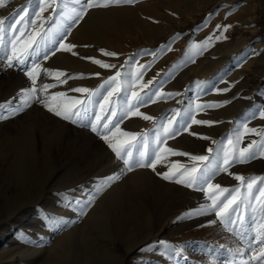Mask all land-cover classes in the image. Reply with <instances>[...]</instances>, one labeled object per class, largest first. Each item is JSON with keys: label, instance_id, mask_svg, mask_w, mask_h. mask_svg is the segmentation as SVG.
<instances>
[{"label": "rangeland", "instance_id": "374dc122", "mask_svg": "<svg viewBox=\"0 0 264 264\" xmlns=\"http://www.w3.org/2000/svg\"><path fill=\"white\" fill-rule=\"evenodd\" d=\"M28 5L29 0H10L5 7L0 8V18L8 17ZM73 6L68 0V7ZM34 7V4L31 5L29 10ZM117 13L128 20L124 19L125 22L116 27L113 33H107V27ZM43 15L47 17L53 14L49 9ZM247 17H250L248 21L245 20ZM62 20L63 16L57 12L52 20L44 24V29L55 28ZM96 23L101 25L97 27ZM216 25H232L223 32L227 39H213L203 54L195 55V45L205 41L216 29ZM81 30L93 37L90 43H78L73 49L78 50V53L82 51L84 56L77 60L75 66L66 65L65 56L71 52L63 50L47 60L41 59V75L37 77L35 86L39 89L43 84H57L54 76L43 74L44 69L64 72L66 76L62 79L67 76L78 77L80 74H83V78L68 79L66 83L57 84L45 93L38 91L37 95L41 99L56 92H64L66 97H57L55 103H70L72 98L88 103L87 94L71 89H96L118 69L125 73L135 71L138 67L136 64L120 69L125 60L135 54L134 60L138 64H149V67L144 71L142 80L135 81L134 87L126 91L124 96L130 97L131 91H141L140 85L153 78L157 80L153 90L180 93L179 96L158 99L155 103L141 106L140 112L160 118L169 115L170 109L183 108L188 104H192L194 109L196 103L231 102L222 107L194 111L196 119L217 123L211 126L191 125L187 132L169 139L163 145L188 153V156L161 153L166 159L156 165L155 171L145 167L124 172L120 179L103 188L83 214L76 202L88 201L105 178L121 172L124 167L122 162L116 159L107 143L92 132L90 127H82L57 117L39 103H33L16 115H9L5 110L3 114L8 118L0 119V239L6 237L0 243V264L23 262L22 256L15 253L17 243L14 242L21 229L17 220L23 212L29 214L35 211L33 214L39 215L46 210L50 216L52 207L61 206L69 207L77 214L75 219L70 218L56 232L54 241L69 233L65 246L56 251L46 250L33 264H232L233 260L239 264L242 258L235 250L244 248L245 244L220 223H211L218 219L214 213L178 219L203 204H210L211 200L207 197L213 193L206 188L201 192L177 184L174 180H165L156 173L168 171L174 163L191 168L213 162L217 152L209 154L207 149L226 147L224 138L234 135L233 130L239 126L234 122L243 121L246 113L264 105V0H136L133 4L93 8L71 29L64 42L74 41L76 31ZM38 31V28L33 29L31 25L25 29L26 34L31 32L35 35ZM168 45L170 51L167 50ZM53 46L58 47L49 44V47ZM92 48L96 53L88 54ZM101 49L119 55L108 57L103 55ZM148 53H155V59ZM189 55L193 56L194 63L185 62L189 60ZM87 58L101 59L117 65V68L103 69ZM95 73L100 75H93ZM123 79L127 82L126 77ZM196 81H206V88L200 91ZM31 86V81L19 68L0 69V104L12 101L15 106L19 103L14 99L17 93ZM223 88L230 90L217 91ZM109 101L118 110L121 106L126 107L124 97L118 99L115 93L109 97ZM108 107L109 104H105V108ZM89 108L90 111L104 114L99 105L89 103ZM158 122L130 116L120 123L119 131L114 136L107 131L102 134L108 135L113 143L128 140L130 144L122 147H128L136 154L137 149H151L154 132L150 130ZM248 127L264 129V118L249 120ZM120 132L141 133V137L133 140L120 135ZM145 132L148 133L146 146L142 142ZM203 136L210 139H202ZM260 139L255 134H247L236 147L239 149L247 146L251 140H257L256 147L259 148ZM212 141L224 143L213 145ZM192 155H209L210 160L193 161L190 158ZM229 172L232 175L222 172L215 176L212 183L223 188L240 187L241 191L234 195L243 196L246 187L234 176L264 177V157L258 156L250 162L237 163ZM80 186H83V199L69 198L71 189ZM62 194L67 195V199L72 202L71 206H66ZM254 203L259 204L255 200ZM239 212L246 214L243 204ZM257 219L260 222L259 217ZM41 221L52 227L49 221ZM107 234L114 235L116 252L108 244ZM23 241L21 238L20 242ZM161 241L177 250L182 249V255L170 257V250L166 251L159 243ZM24 244L28 248H37L34 241H24ZM221 245L223 249L219 247ZM210 249H215V255L231 259L215 260L209 254ZM11 255L15 257L11 258Z\"/></svg>", "mask_w": 264, "mask_h": 264}, {"label": "snow or ice", "instance_id": "6c2138e0", "mask_svg": "<svg viewBox=\"0 0 264 264\" xmlns=\"http://www.w3.org/2000/svg\"><path fill=\"white\" fill-rule=\"evenodd\" d=\"M10 0H0V8L6 6V3ZM74 5L68 7V0L61 2V0H29V5L19 9L18 12L12 15L0 18V69L6 68H19L23 74L31 81V87L21 89L15 100L16 103L13 106V102L9 101L5 104H0V119L8 118L3 113L8 111L9 115H16L24 111L26 108L32 106L33 103H39L45 107L49 112H52L57 117H61L66 121H70L73 124H78L82 127H90L91 131L107 143L108 147L115 153V157L118 161L122 162L123 168L120 173H116L111 177L105 178L104 182L99 185L96 191L92 194L86 202L77 201L80 213L83 214L87 207H90L95 201V197L103 190L105 186H108L111 182L120 179V176L124 172H130L134 168H151L156 170V165L163 163L166 157H162L161 153H168L172 155L188 156V153L178 152L171 147H164L169 139L180 135L182 132H187L191 125H209L211 126L213 121L196 119L194 111H203L206 108L222 107L223 104L230 103L231 101H224L222 103H196L193 109L192 104H188L183 108H175L169 110V115L155 118L146 115L139 111V107L148 103H155L156 100H166L174 96H179L180 93H162L159 90H153L157 83L156 78L147 81L140 85L141 91H131L130 97L124 96V93L134 87L135 81L142 80L144 71L149 67V64H138V61L134 60L135 54L128 57L125 60L124 65L120 66V69L125 68L133 64L138 65L135 71L122 72L117 70L113 76H109L103 81L101 85L96 89H89L86 87H77L71 89V91L77 93L87 94L86 100L88 103L79 99L72 98L70 103L59 104L55 103L57 97H66L64 92H56L45 99H41L37 92L45 93L47 89L54 88L57 84H64L68 79L83 78V74L77 76H67L66 79H62L66 74L62 71H53L50 69H44L43 74L46 76H54L57 84H43L39 89L36 88V79L41 75L40 61L49 59L50 56H54L58 51L73 52L76 45L65 43L67 35L70 34L71 29L80 23L87 15L88 11L93 8H106L110 5L119 4H133L136 0H70ZM35 5L30 11L31 5ZM51 9L52 14L63 16V20L58 23L55 28L44 29V24L47 21L53 19V15L45 17L43 14ZM19 16V19L16 17ZM15 21V22H13ZM40 22L39 24L37 22ZM20 25V27H18ZM31 25L33 29L38 28L40 31L33 35L31 32L25 33L26 27ZM232 25H216V29L205 41L195 45V55L203 54V51L207 50L211 46L213 39L220 41L227 39L223 35V32L231 28ZM217 32H220L217 35ZM42 33V34H41ZM180 34L178 33L177 36ZM24 37V39H21ZM37 37H39L37 39ZM59 37V39H56ZM49 44L58 45V47H49ZM167 50H171L170 45L166 46ZM103 55L108 57H117L119 54L116 52L107 51L105 49L100 50ZM143 51V50H142ZM153 55L155 59V53H148ZM91 59L92 62L103 69L117 68L115 64H109L101 59ZM194 63L195 60L192 55H189V60L185 61ZM175 67V66H174ZM93 75L99 76L100 73ZM160 74L158 73V76ZM127 78V82L123 79ZM126 83V86H125ZM200 91H203L206 86V81H196ZM147 91H143V90ZM230 88L218 89L217 91L228 92ZM107 93V94H105ZM117 94V98L124 97L126 107L121 106L118 110L117 107L110 105L109 97ZM264 94V93H262ZM94 97H100V100H95ZM154 97L156 99H154ZM102 101V102H101ZM134 101V103H133ZM89 103L99 105V108L104 111L101 115L95 110L89 108ZM178 103H183L178 101ZM105 104H109L108 108H105ZM79 106V107H77ZM136 110L133 111L132 109ZM130 116H139L144 120L160 121L156 124L153 131V146L149 150L147 147L144 149H137V153L134 154L128 147H122V145H129L128 140L113 143L108 135H103L104 131L111 132L114 136L116 131H119L120 123L128 119ZM257 117L264 118V105L254 110H250L245 114L244 120L238 123V127L233 130L234 135L230 134L224 139L227 142V146L222 149L209 147L207 152L209 154L214 151L217 152V158L211 163H204L199 167L185 168L178 164H172L168 171L159 173L157 175L162 176L165 180H174L177 184H183L188 188L213 193L208 196L207 199L211 200L210 204H203L199 208L183 214L178 219H184L191 216L205 215L208 213H214L218 218L211 223H220L228 232L233 233L244 242L245 247L236 249V253L242 258L239 264H264V177H244L236 174L234 178L241 182L242 186L246 187V194L243 196H236L234 193L240 192L241 188L235 189L223 188L219 184L212 183L215 176L220 173H228L229 169L237 163H247L259 157H264V129L249 128L248 121ZM163 121H166L164 123ZM115 130V131H114ZM196 136L197 133H191ZM247 134H255L261 137L259 141V148H257L258 141L251 140L245 147L237 149L236 145L242 142V138ZM120 135L124 137H130L135 140L137 137H141V133L133 132H120ZM202 139H210L207 136L201 137ZM142 142L146 146L148 143V133L145 132L142 136ZM140 143V141H138ZM224 141H212L213 145L223 144ZM222 152V155H221ZM191 160L206 162L210 160L209 155H192ZM179 177V178H177ZM218 193V194H217ZM65 197L66 206H71V201L67 199L66 194H62ZM258 201L257 205L254 203ZM243 204L246 208V214L239 212L240 206ZM42 219L49 220V217L45 213H41ZM259 221L258 222V218ZM55 220V226L60 227L63 225V221L52 218ZM164 246L166 251L170 250V257L181 256L182 249L177 250L174 246L166 244V242H159ZM221 249L224 246H219ZM257 248L259 252L257 253ZM231 252L232 250L228 249ZM210 255L215 260L227 261L231 257H220L215 255V249H210ZM246 257V258H245ZM232 264H237L233 260Z\"/></svg>", "mask_w": 264, "mask_h": 264}, {"label": "bare ground", "instance_id": "6f19581e", "mask_svg": "<svg viewBox=\"0 0 264 264\" xmlns=\"http://www.w3.org/2000/svg\"><path fill=\"white\" fill-rule=\"evenodd\" d=\"M246 1H248V0H246ZM249 1L252 2L253 0H249ZM249 7L251 8L252 4L249 5ZM134 17H131V18H134ZM249 18L250 17H247L245 20L248 21ZM124 19H125L124 16L122 17L120 15V13L119 14L117 13V15H115V18H113L112 23H110L109 26L107 27V31H108L107 33H113V30H115L116 27H119L122 22H125ZM125 20H128V18H126ZM100 25L101 24L96 23L97 27ZM76 34H75L76 37L74 36V41H71V42L69 41L73 45L78 46V43L79 44L80 43L81 44L82 43L87 44V43H90L89 41L93 40V37H91L92 34H87L84 30L76 31ZM73 52H75L76 55H73L72 53H68L65 56V61H66L65 63L68 66H75L77 60H80L84 56L82 51H81V53H78V50H74ZM93 53H96L94 48L88 50V54L93 55ZM83 186H80L77 188H75V187L72 188L71 189L72 193H69V198L75 197V198L83 199V197H82V187ZM34 212L35 211H32L29 214H27L26 212H23L22 215L19 216L18 220H17V222H18L17 224L20 226L21 229L17 233V236L14 240V242L17 243V247L15 248V253H18L22 256V259H23L22 264H33L36 259H39V257L43 256V254L45 253L46 250L56 251V250L64 248L65 242L67 240V237L69 236V233H67L68 235H63L62 237L58 238V240L54 241V238L56 237V232H57V230L61 229V226L56 227L55 226L56 221L53 220L52 218H56V219L62 220L64 223H68L70 218L73 217L75 219L77 217V214H74L73 211L71 209H69V207L68 208H66L64 206L52 207L50 209L51 215L50 216L47 215L49 217L48 221L52 224V227H50V226H46L42 223L41 220H43V219L41 217V214H39V215L33 214ZM43 213L47 214V211L45 210V211H43ZM23 226H25L26 228L22 229ZM4 237H6V235L0 239V243L3 240H5ZM21 238H23L25 242L26 241H28V242L34 241L36 243L37 248L33 249V248L25 247L24 241H23V243L20 242ZM106 238H107L108 244L110 245L111 249L116 252L117 247H116V240H115L114 235L107 234ZM51 242L53 244L49 247L48 245ZM61 251L62 250H60L59 252H61ZM13 256L14 255H11V258H13ZM120 257H121L120 258V261H121L122 260L121 254H120Z\"/></svg>", "mask_w": 264, "mask_h": 264}]
</instances>
